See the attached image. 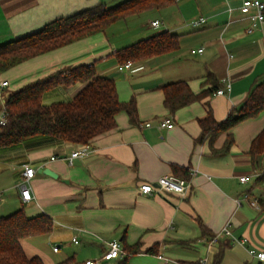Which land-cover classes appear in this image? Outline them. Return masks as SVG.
I'll return each instance as SVG.
<instances>
[{
	"label": "crops",
	"instance_id": "1",
	"mask_svg": "<svg viewBox=\"0 0 264 264\" xmlns=\"http://www.w3.org/2000/svg\"><path fill=\"white\" fill-rule=\"evenodd\" d=\"M121 1L0 0V45L38 32L57 19ZM243 1L180 0L171 7L131 16L105 33L0 75V81H9L8 87L0 89L1 111L9 96L22 87L59 70L95 63L98 75L115 80L122 102L136 99L138 111V125H132L125 112L120 113L116 129L92 143L94 153L72 164L67 158L77 145L65 140L35 137L14 149L0 150V173L13 166V192L26 206L27 215L45 214L53 222L48 234L22 240L29 258L39 257L44 264H83L100 258L109 242L122 243L125 236L128 245L142 242L144 246L126 264H202L203 260L213 264L220 251L221 264H264L249 253L251 249L264 251V181H260L264 155L253 160L249 153L252 141L264 129V112L231 130L234 144L226 155L215 156L208 142L197 143L200 120L209 114L217 121L225 120L264 80V23L248 31L251 23L249 15L241 11ZM200 18L205 22L194 27L192 23ZM155 21L160 22L159 27H153ZM129 22L134 24L131 28ZM163 28L180 36V49L118 70V50L157 35ZM109 31L119 33L117 41L110 38ZM201 48L203 53H192ZM210 75L219 87L229 79L230 95L213 93L170 114L164 106L165 85L185 81L195 94H201L212 87ZM82 88L79 83L47 91L43 103L71 101ZM9 89L13 91L4 96ZM160 119L173 120L174 128L160 130ZM147 123L151 126L146 127ZM226 140L227 134L220 135L215 149L223 148ZM24 165L36 169L30 181L34 197L30 203H24L20 195ZM173 166L187 172L184 195L139 192L143 183L174 175ZM40 169H50L58 178L40 173ZM243 176L248 177L247 182L240 180ZM1 199L3 203V192ZM6 210L0 207V217ZM227 224L237 241L221 237L211 243L203 235L202 227L214 236ZM155 244L161 245L159 256L146 254ZM124 258L107 264H120Z\"/></svg>",
	"mask_w": 264,
	"mask_h": 264
},
{
	"label": "trees",
	"instance_id": "2",
	"mask_svg": "<svg viewBox=\"0 0 264 264\" xmlns=\"http://www.w3.org/2000/svg\"><path fill=\"white\" fill-rule=\"evenodd\" d=\"M179 1L125 0L115 6L100 4L57 19L38 32L0 45V75L38 56L105 33L113 24L131 16L171 7ZM178 49L180 36L163 31L118 50L115 57L120 65H124L129 61H145ZM208 82L212 87L201 94H195L185 81L165 85L162 88L165 108L175 115L178 110L212 95L219 84L213 75L209 76ZM79 83L83 88L71 101L50 105L43 103L45 92L59 87L71 88ZM5 110L8 124L0 129V150L14 149L35 137L65 140L77 146L92 144L98 137L116 129V118L123 112L129 116L132 125H138L136 99L122 102L115 80L98 75L95 63L59 70L22 87L9 96ZM262 112L264 80L253 88L239 108L230 110L225 120L217 121L212 114L200 120L202 132L197 143L208 142L213 155H226L234 144L231 130L246 120L257 118ZM222 134H227V140L223 148L217 150L214 146ZM249 153L253 160L264 155V129L252 141ZM172 169L175 176L187 180L184 168L173 166ZM260 181H264V174ZM52 226V219L47 215L29 217L24 208L0 217V264H44L41 258L26 255L22 240L48 234ZM202 231L205 237H214L205 227H202ZM122 244V258H125L120 264H126L130 257L142 253L144 247L142 242L128 245L125 236ZM160 247V244H155L145 253L159 256ZM221 259L222 251L216 255L213 264H221Z\"/></svg>",
	"mask_w": 264,
	"mask_h": 264
},
{
	"label": "built area",
	"instance_id": "3",
	"mask_svg": "<svg viewBox=\"0 0 264 264\" xmlns=\"http://www.w3.org/2000/svg\"><path fill=\"white\" fill-rule=\"evenodd\" d=\"M242 13L249 15L251 26L249 28V32H252L254 28H256L258 25L264 23V2L261 0H244L243 5L241 8ZM254 11V12H253ZM205 22L203 18H200L198 20H195L192 25L194 27H198L202 25ZM153 27H159L160 22L155 21L152 22ZM204 49H198V50H192V53H203ZM133 67L132 62H127L124 65H119L118 70L123 72L126 70H129ZM9 86V81L7 80H1L0 81V89L5 88ZM232 91V83L229 79L223 80V86L219 87L215 92L214 95L216 96H226L230 95ZM4 103L3 110L0 111V129L5 127L8 124V116L7 112L5 110ZM146 127H150L151 123H147L145 125ZM175 123L171 119H160L158 120V128L160 130L163 129H172L174 128ZM94 148L92 144L88 145H78L71 155L67 158L70 164L74 162L76 159H83L88 156H90L92 153H94ZM53 160L55 158H52ZM36 174V169L33 168L30 165H24V169L22 172V184L20 185V195L21 199L24 203H30L34 200L31 188H30V181ZM242 182H247L248 177L243 176L240 178ZM188 189V182L187 180L183 178H179L174 175H166L161 178H159L155 183H143L141 184L139 188V192L144 195H149L154 192H168L173 193L177 195H184ZM247 198V196H246ZM1 193H0V201H1ZM255 205V203H253ZM230 224H227L223 230L219 233L214 235L213 238H211V243H217L221 239V237L229 238L232 241H237V239L233 236V233L230 228ZM73 242L75 244L79 243V240L77 238L73 239ZM242 242V241H241ZM243 243V242H242ZM58 247L54 248V251H58ZM250 255L253 257L264 261V251H258L255 249L249 250ZM123 256V246L122 243L118 240H113L109 242L102 254V256L98 259H89L86 260L83 264H105L107 262H111L114 260H119ZM73 264V263H70ZM202 264H206V260L202 261Z\"/></svg>",
	"mask_w": 264,
	"mask_h": 264
},
{
	"label": "rangeland",
	"instance_id": "4",
	"mask_svg": "<svg viewBox=\"0 0 264 264\" xmlns=\"http://www.w3.org/2000/svg\"><path fill=\"white\" fill-rule=\"evenodd\" d=\"M125 0H122L119 3H122ZM264 1V0H261ZM193 4H197L196 1H192ZM119 3H116L114 5H117ZM199 4V3H198ZM157 16H159V13H156ZM168 17V18H167ZM167 19L172 20L171 16H166ZM133 23V22H132ZM131 22H129V25H127L128 28H131L132 24ZM132 24V25H131ZM165 29H161L160 32L164 31ZM153 32V30H152ZM109 36L112 40L117 41L118 40V36L119 33L116 31H109ZM118 44L120 43V41L117 42ZM132 45V44H130ZM13 90H7L4 92V96H6L7 93H11ZM14 184V176H13V166H10L7 168V171H2L0 173V193L3 192V203H0V207H7L8 210H6V214H4L3 216H7L10 213H13L15 211H17L18 209H21L24 207V209H26L25 205H22L15 196L16 192H13L14 189L12 188V185ZM14 207V208H12ZM13 209V210H10ZM12 211V212H11ZM84 263V262H83ZM107 264V263H106ZM111 264H114V262H112Z\"/></svg>",
	"mask_w": 264,
	"mask_h": 264
},
{
	"label": "water",
	"instance_id": "5",
	"mask_svg": "<svg viewBox=\"0 0 264 264\" xmlns=\"http://www.w3.org/2000/svg\"><path fill=\"white\" fill-rule=\"evenodd\" d=\"M39 172H40V173H44V174H46V175H48V176H51V177H53V178H58V175L55 174V173H54L52 170H50V169H45V170L40 169Z\"/></svg>",
	"mask_w": 264,
	"mask_h": 264
}]
</instances>
